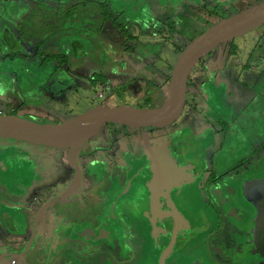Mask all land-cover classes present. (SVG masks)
<instances>
[{"label": "flooded vegetation", "instance_id": "obj_1", "mask_svg": "<svg viewBox=\"0 0 264 264\" xmlns=\"http://www.w3.org/2000/svg\"><path fill=\"white\" fill-rule=\"evenodd\" d=\"M9 1L13 0H0L2 3L0 10L4 12L9 8L8 5H3ZM62 1L60 0V3ZM89 1V8L93 14L88 21L91 19L92 23L86 22L85 19L82 21V18L80 21L83 25L95 29L90 33V39L96 47L95 57H91V61L86 63L88 69L94 67L90 69L93 71L89 76L90 85L101 87L103 84L100 80L109 78L112 82L120 81V84L110 85L113 89L122 86L125 82L133 84L135 89L149 86L154 90L152 97L154 101H149L146 108H158L164 97L162 87L165 80L151 81L158 75L167 78L164 70H159L154 65L160 63L158 60L160 55L155 51L158 49L157 51L161 52L163 46L175 58L192 40L218 23L207 20V14L222 19V14L219 16V13L223 1L218 0L210 2L208 0L179 2L178 0V7H167L168 10L172 9L158 13L156 18L151 15L149 6L143 3L144 0ZM43 2L49 4L44 0L34 1L38 6L45 5ZM249 6L250 4L246 3L245 8ZM163 7V4L159 6V8ZM25 11L26 7L23 13ZM98 11L104 14L103 19ZM114 12L120 15L118 25L117 21L111 19ZM15 13L21 12L15 11ZM71 18H77L76 13L72 12ZM66 25L70 27H65ZM80 28L82 27H79V22H65L63 27L58 29V34L46 32L41 38L28 40V47L38 46L37 54L32 52L31 57L49 54L45 58L51 57L53 60L60 58L61 44L58 41H65L70 45L71 50H78L79 37H81L79 31L82 34L86 32ZM5 29L14 37L15 46L11 50L13 52L18 43L15 34L6 27L5 22L0 23V45L9 50L8 45L1 38ZM62 33L69 34L67 40L59 39ZM117 40H119L120 52L116 54L112 50V41L114 43ZM82 42L83 40L80 41ZM217 57L218 53H214L208 56L209 61H201L200 68L203 72L210 73L216 69V65L212 64ZM0 59L4 61L5 55L3 54ZM41 60L38 67L43 65ZM216 62L219 63L220 60ZM26 70L30 71L27 68ZM58 70L57 66L53 71V77ZM37 72H40L39 69L32 71V76L28 77L19 73L20 86L24 87V90L33 76L39 82V79H36L39 78ZM96 75L100 78L97 85L94 81L93 84L91 83ZM197 75L201 76L199 72L192 78L189 76L182 113L168 127L137 128L108 123L75 152L58 150L61 155L60 162H65L66 165L63 167L69 168V171L56 172V185L66 187L45 201L35 197L33 207L24 208L18 203L8 201L5 197L4 191L9 189L12 184L10 182L15 181L13 178L15 172L12 171L14 166L11 165L10 157L22 156L31 160L41 155L39 153H43L37 147H47L14 140L1 144L3 147H0V223L7 236H11V239H15L17 243L12 246L0 243V264L2 262L3 264L41 263L39 252L37 254L32 252L29 255L26 252L32 246L42 253L45 252L42 246L37 248L33 243L36 230L33 229L31 233L27 229L26 223L38 219L40 222L43 221L41 225L47 230V235L44 237H47L51 243L53 253L57 254L53 264H57L63 255L68 257L77 252H81L77 255L80 258H95V264H158L160 254L167 246L170 250L165 255L164 264H207V261L210 264H264V258H259L254 250L259 241L254 233V220L258 212L261 213L262 207L259 203L249 200V195L264 199V175L259 173L253 175L252 162H250L246 167L227 169L223 174L208 176L204 182L195 184V180L209 173V169L204 170L205 160H201V155L207 153L210 161L213 162V155L217 154L221 142L220 138L227 134L226 127H228L225 126L223 130V124L213 113L212 93H209L210 98L205 96L202 87L206 83H202V79L198 83ZM62 78L67 80L68 76ZM11 79L14 81L15 77L11 75ZM17 87V85L14 87L15 90ZM192 91L195 94H191ZM100 94L102 99L103 94ZM92 101L95 106L100 105L97 98L93 97ZM188 111L193 113L194 118L201 119L200 125H196L193 119L196 128L187 124L184 126L178 124L182 121L181 116ZM262 122L264 116H258L254 124L258 127ZM111 124L116 127L111 128ZM216 126H220L219 129H216ZM235 126L236 123L232 122L231 128ZM128 128L138 130L139 133L128 132ZM112 130L114 136L111 135ZM250 135L253 141L260 140L259 132L255 134L252 130ZM262 140L264 141V137ZM232 141L236 140L232 137ZM263 147L264 144L253 149L258 152L261 149L263 151ZM49 151L45 155V162L49 161L48 157L52 158L49 154L55 152L51 148ZM152 151H159L158 155L166 152L169 159L166 161L165 156L160 155L152 166L144 169L146 159ZM178 158L192 173L190 180L181 184L172 181L171 170L160 166L162 162H174L177 168L181 166L177 162ZM230 176L232 182L223 187L220 184L223 177ZM24 184L29 185L27 182ZM200 196L203 200L197 202ZM194 197L196 199L191 200ZM254 199L258 198L254 197ZM133 205L138 210L135 218L141 217L146 220L144 230H141V227L136 231L131 226L130 219L134 216L128 215L126 210H131ZM54 206H59L60 210L50 211ZM18 209L23 212H19ZM65 210L67 213L64 212ZM207 212L214 214L213 216L220 222V228L217 223L209 222ZM195 214L198 215L197 220H194ZM73 215L79 216L78 220H75ZM191 221L196 222V225H191L193 224ZM81 226L82 229L78 230ZM209 227H212L211 231H208ZM93 235H96L93 240L96 248L90 246L88 241L84 244L81 239L82 237L88 239ZM102 241L104 244L100 246ZM186 251L195 253L194 258L192 255L184 260L178 257L185 255Z\"/></svg>", "mask_w": 264, "mask_h": 264}, {"label": "rangeland", "instance_id": "obj_2", "mask_svg": "<svg viewBox=\"0 0 264 264\" xmlns=\"http://www.w3.org/2000/svg\"><path fill=\"white\" fill-rule=\"evenodd\" d=\"M13 1L3 4L4 6H9V8H7L4 12L0 10V23H6V27L15 34V38L18 43L13 52L11 51L12 49L9 48V51L5 46H3V44V48L0 45V58L3 54L5 55L4 61L0 59L1 116L11 114L36 121L40 124L62 126L94 108L95 104L92 101V98H96L99 93L103 94V98L99 99L97 102H100V105L105 107L130 105L135 108H141V106H145L146 108V106H148L146 104L154 95V90L149 86H140L135 89L136 87L133 86V84H127L125 82L122 86L113 89L110 85L120 84V81L112 82L109 78H102L103 80H100L101 84H103L101 87L100 85H90L89 76L93 73L90 69H93L94 67L91 66V68L88 69L86 67V63L91 61V57H95L96 47L90 39V33L94 32L95 29L91 26H87L86 24L83 25V22L81 23L80 21V18H82V21L85 19L86 22L92 23L91 19V22L88 21L90 15L93 14L89 8V0H63L61 3L60 0H48L50 2L49 4H51L53 8L45 2H43L45 5L38 6L37 3H34V1L37 0ZM181 1L185 0H179V2ZM210 1L212 0H208V2ZM218 1H223L219 13V16L222 14V19H217L218 16L217 18H214L213 16L210 17L207 14V20L213 23L230 18L254 5L264 2V0ZM174 2L176 3L174 4ZM177 2L178 0H144L143 3L149 6L151 15L156 18L158 13H161L162 11L168 12L172 8L178 7L179 4ZM246 3L250 4L247 8H245ZM161 4L164 5L163 8H159ZM0 5H2V3H0ZM54 5L57 6L54 7ZM171 6L172 8L168 10L167 7ZM24 7H26L25 13H15V11L19 12V10L24 12ZM12 11L13 13H11ZM72 12L76 13L77 18H71ZM98 12L103 19L104 14L101 11ZM119 16L120 15L117 12H114L113 17L111 18L113 21H117V25L119 22ZM71 21L79 22V27H82L80 29H84V31H86L87 26V31L83 34L79 31L81 37H79L78 50H71L70 45H67L65 41H58V43L61 44L59 49L62 55L60 58H55L54 60L51 57L45 58L46 56H49V54H39L38 57H31L33 56L31 54L32 52L37 54L38 46L28 47V40H34L39 37L41 38L42 34H45L46 32L58 34V29H61L65 22ZM65 27L70 26L66 25ZM65 31L71 32V30ZM68 36L69 34L62 33L59 39L64 38L62 40H67L66 38ZM81 40H83L82 43H80ZM118 44L119 40L114 43L112 41L113 53L117 54L120 52ZM157 50L155 52L159 53L160 56L158 57V60L161 64L154 63V65L157 69L164 70V73L167 74L168 78L170 77V73L178 59L179 54L174 58L171 52L168 51L167 48H163V46L160 49L161 52ZM166 52L168 54H166ZM140 53H142V51H140ZM214 53H218V57L212 64L213 66L216 65V69L212 70L210 73H205L200 68V64H196L192 69L190 78L194 77L198 72L201 75L196 76V81L199 83L200 79H202V83H206L202 87L206 97L210 98L209 93H212L211 100L214 108L213 113H215L223 124V130L225 129V126H228L226 127L227 134L220 138L221 142L219 143L217 154L213 155V162L210 161V157L207 153L201 155V160H205L204 170L209 169V173H207L208 175H202L200 178L195 180V184L204 182L208 179V176L214 177L218 176V173L223 174L227 169L236 167L241 169V167H246L250 162H252L254 172L253 175H258V173L259 175H264V150L262 151L261 149L256 152L253 149L258 145L264 144V141L262 140L264 137V122H262V124L258 127L254 124L258 116H264V24L258 29L242 37L218 46L209 55L203 58L202 62L209 61L208 56H212ZM31 59L34 60L32 61ZM39 60L42 61L43 65L38 67L40 64ZM217 60H220V62H216ZM62 64L63 66L61 67ZM57 66L60 69L53 77V71ZM165 66L167 68L164 69ZM26 68L30 71H27ZM38 69L44 77L52 78L48 81V84L41 85L43 82L41 78L36 77V79H39V82H37L35 80V76H33L30 81L27 82L28 87L25 88V91H30L32 94L26 95L23 89L24 87L20 86V74L27 77L32 76L33 73L31 72ZM65 74L68 75L70 82H68V80L62 82L59 79L61 78L60 75L64 76ZM11 75L15 77L14 81L11 79ZM167 78L158 75L157 77L151 79V81L166 80ZM99 79V75H96L95 79H92L91 83L94 81L97 85ZM57 83L58 85H56ZM14 85L18 86L16 90ZM166 87L167 85H163V92L166 91ZM190 88L191 87L189 86V89ZM34 89L36 91H34ZM17 92L20 97H22L21 103H24L21 106H16L17 104L15 99H12ZM192 93L194 92L192 91L191 94ZM152 101H154V98L151 99V102ZM192 115L193 113L188 111L181 116L182 121H179L178 124L181 126L187 124L196 128V125H200L201 119L194 118ZM193 119L195 120L196 125L193 123ZM232 122L236 123V126L233 128H231ZM110 127L113 128L116 126L111 124ZM219 127L216 126L215 128L219 129ZM236 127H238V129H236ZM256 127L260 135L259 141H253L250 135L252 130L255 131V134H258V132H256ZM127 131L135 133L138 132V130L130 128H128ZM223 134H225V131ZM111 135L114 136L113 130L111 131ZM232 137L236 140L235 142L232 141ZM9 141V139L0 137V147H3L1 144H4L5 142L8 143ZM37 148L43 152L39 153L41 155L37 156V158L33 157L29 160V158H24L22 156H14V158L10 157L11 165L14 166V170H12V168L11 170L15 172V176L13 177L15 181L10 182L12 184H10L9 189L4 191V194L8 201L18 203L24 208L33 207V199L35 197L42 198L41 200L45 201L55 196L57 192L62 191L66 187H59L56 185V172L58 170L60 172H62V170L69 171V168L66 169L63 167L66 163L63 161L60 162L61 155L59 154V151L54 150L55 152H51L54 153L49 154L52 158L48 157L47 160L49 161L45 162V155L50 152V148ZM27 166L29 169H27ZM25 182L29 183V185L25 186ZM231 182V176L225 178L223 177L220 184L224 187ZM200 197L201 198L198 197L197 202H201L203 200V197ZM194 199H196V197L191 198V200ZM131 207V210H126L128 215L133 214L134 216L130 219L132 221L130 222L131 226L136 231L140 230L139 228L141 227V230H144L143 226L146 224V220L141 217H138V219L135 218V213L138 210L134 205ZM59 210V206H54L50 209L52 212ZM18 211L23 212L20 209H18ZM64 212L67 213V210ZM207 215L210 220L209 222H211V224L217 223L218 228H220V222H218V219L213 216L214 214L212 212H207ZM73 218L78 220L79 216L73 215ZM194 218V220H197L198 215L195 214ZM191 223H193L191 225H196V222L194 221H191ZM211 229L212 227H209L208 231H211ZM214 229L215 226L213 230ZM95 236L96 235H93L88 239H84L83 237L80 238L84 244L88 241L90 246L93 245V247H95V242L93 241ZM11 238V236H7L6 231L1 227L0 223V243L7 246L16 244L17 241ZM103 244L104 242L102 241L100 246ZM112 251L114 252V249ZM80 253L81 252L73 253L68 257L63 255L57 264H87L88 261V264H95V258H93L94 260L80 258L77 256ZM191 255L194 258L195 253L186 251L185 255L183 254L178 257H181L184 260L186 258H190ZM206 263L210 264L209 261Z\"/></svg>", "mask_w": 264, "mask_h": 264}, {"label": "water", "instance_id": "obj_3", "mask_svg": "<svg viewBox=\"0 0 264 264\" xmlns=\"http://www.w3.org/2000/svg\"><path fill=\"white\" fill-rule=\"evenodd\" d=\"M263 24L264 2L216 23L192 40L179 54L172 68L166 93L158 108H135L130 105L105 107L99 105L62 126L40 124L17 115H0V137L53 150L75 152L98 134L100 129L108 123L124 124L137 128L168 127L182 113L186 98L187 81L195 65L218 46L242 37L258 29ZM1 38L10 49H13L15 46L14 37L8 30H3ZM75 54L77 53L75 52ZM158 152L152 151L146 159L144 169L152 166L160 155L165 156L166 161L169 159L166 152L159 155ZM180 160H177V162L181 166L179 165L177 168L174 162H162L160 165L171 170L172 181L178 184L189 181V177L192 176L188 166L182 165ZM254 197L258 199H254ZM249 200L259 203L262 207L261 213L258 212L254 220V233L259 240L254 250L259 258H264V199L249 195ZM169 250V246L162 250L158 264H164L165 255Z\"/></svg>", "mask_w": 264, "mask_h": 264}, {"label": "crops", "instance_id": "obj_4", "mask_svg": "<svg viewBox=\"0 0 264 264\" xmlns=\"http://www.w3.org/2000/svg\"><path fill=\"white\" fill-rule=\"evenodd\" d=\"M44 1H46V2H49L48 0H44ZM50 3V2H49ZM21 13L20 14H23V11L22 10H19ZM13 12V11H12ZM11 12V13H12ZM10 13V14H11ZM65 61V60H64ZM63 66V64L61 65V67ZM58 69H60L59 67H58ZM62 69V68H61ZM59 71V70H58ZM38 74V77L39 78H41V80L44 82V79H45V82H44V84H43V82L41 83V85H46V84H48V81L52 78V77H44L43 75H42V73H41V71H40V73L39 72H37ZM64 76H66V78H67V74H65ZM60 80L63 82H65V81H67L68 80V82H70V80H69V77H68V79L66 80H64L62 77V75H60ZM47 81V82H46ZM49 84H50V82H49ZM56 85H58V83L56 84ZM40 87V86H39ZM25 91V90H24ZM34 91H36L35 89H34ZM37 93V92H36ZM25 94L26 95H31L32 93L30 92V91H25ZM100 94V93H99ZM15 99V102H16V106H21V105H23V104H21V98H20V96H19V94H18V92H17V94H15V96H13L12 97V99ZM39 220V219H38ZM35 221L34 220V222H33V220H31L30 222H28V223H26L27 225H28V230H30V232L31 233H33V229H35L36 230V233H35V236L34 237H36L34 240H33V243L37 246V248H38V246H42L43 248H44V250H45V252L44 253H42V252H40V251H38L36 248H34L33 246H32V248H29L30 250H26V252L28 253L27 255H29V253H34V254H37V252H39V260H40V264H53V261L55 260V256L57 255V254H55V253H53V251L51 250V243H49V240H47V237H44L45 235H47L46 234V232H47V230H46V228H43L42 227V225H41V223L43 222V221ZM31 223H32V225H31ZM31 227H32V229H31ZM82 229V226L81 227H79V229L78 230H81ZM33 230V231H32ZM41 238V239H40ZM43 238V239H42ZM41 248V247H40ZM26 257V256H25ZM2 264H3V262H2Z\"/></svg>", "mask_w": 264, "mask_h": 264}, {"label": "trees", "instance_id": "obj_5", "mask_svg": "<svg viewBox=\"0 0 264 264\" xmlns=\"http://www.w3.org/2000/svg\"><path fill=\"white\" fill-rule=\"evenodd\" d=\"M231 42V41H230ZM202 61V60H201ZM201 61H199L197 64H200L201 63ZM168 81H169V77L164 81V85H167L168 84ZM164 93V95H165V93H166V91L165 92H163ZM150 101H151V99H150ZM147 107V106H146ZM141 108H145V106H141ZM9 115H11V114H9Z\"/></svg>", "mask_w": 264, "mask_h": 264}, {"label": "built area", "instance_id": "obj_6", "mask_svg": "<svg viewBox=\"0 0 264 264\" xmlns=\"http://www.w3.org/2000/svg\"><path fill=\"white\" fill-rule=\"evenodd\" d=\"M96 98L97 100L101 99V94H99Z\"/></svg>", "mask_w": 264, "mask_h": 264}]
</instances>
